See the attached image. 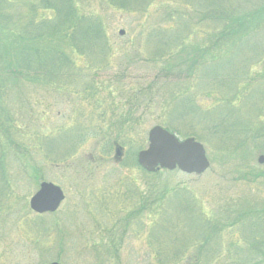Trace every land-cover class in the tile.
Wrapping results in <instances>:
<instances>
[{
  "label": "rangeland",
  "instance_id": "374dc122",
  "mask_svg": "<svg viewBox=\"0 0 264 264\" xmlns=\"http://www.w3.org/2000/svg\"><path fill=\"white\" fill-rule=\"evenodd\" d=\"M146 1L129 11L107 0H72L77 18L94 17L104 33L80 54L63 39L28 44L46 51L47 42L66 57L45 65L54 67L56 78L48 84L60 89L32 82L35 73L27 70L28 78L12 77L7 101H0L7 130L20 137L11 142L0 130V264H154V253L163 261L158 264H192L193 256L199 264H236L235 239L233 253L244 258L233 229L242 228L241 238L249 239L251 231L240 220L264 214V164L257 162L264 156V51L255 62L264 31H249L232 52L211 63L214 34L208 40L198 33L211 29L209 22L200 25L205 8L189 4L193 0ZM251 2L233 0L241 8L237 17L249 12ZM9 9L16 16L9 36L0 32V53H6L12 73L19 70L17 53L8 45L22 32L18 27L40 23L41 16L54 21L56 15L31 12L23 3ZM188 22L198 27L191 34ZM243 26L254 27L250 20ZM232 44L223 43L218 54ZM205 49H211L207 56ZM44 54L38 62L49 58ZM173 60L180 71L165 75L162 67ZM156 126L174 129L180 140L193 135L206 150L209 168L199 176L144 173L136 157ZM252 129L243 144L239 134ZM115 144L121 158H114ZM43 182L58 186L65 197L53 214L29 208ZM192 245L197 252L189 250ZM257 258L254 264H264L263 254Z\"/></svg>",
  "mask_w": 264,
  "mask_h": 264
},
{
  "label": "trees",
  "instance_id": "16d2710c",
  "mask_svg": "<svg viewBox=\"0 0 264 264\" xmlns=\"http://www.w3.org/2000/svg\"><path fill=\"white\" fill-rule=\"evenodd\" d=\"M37 1H39V5L36 3L29 4L30 5V8H29L27 0H0V32L3 34H7L8 36H9V29L7 27L11 26V22L12 20L13 21L15 20V16H16L15 15L13 17L11 15V11L9 8H13L14 10L15 7L19 5V3L25 4L26 9H29L31 12H36V13H38V11L49 12V13L53 12L56 15V18L54 21L49 20V19L45 20L43 16H41L39 19L40 23L26 22L24 25H21L18 27L19 30L22 31L21 33L13 34V35H16L14 39L15 42L14 43L9 42L8 48H12L15 46L14 50L17 53L16 54V66L19 68V70L13 69V72L10 73L11 70L8 67L9 66L8 61L6 60V63L4 61L5 58H7L6 53H0V60L2 61V64L0 65V101L4 99L7 101L6 96L8 92L11 91V89L9 90L8 85L11 82L13 83L12 77L17 75L18 78L20 79L25 78V77L28 78L30 74L32 73L28 74L29 76H26L27 70L29 71L32 70L35 73V77L31 78L32 82L42 81L44 82V85H46L47 87H55L56 90L60 89L55 85L50 86L48 84L51 81L55 82L56 78L54 76V72L51 71V70H54V67L49 71L47 70L48 68L47 69L45 68V65L47 63L54 65V62L58 59L59 56H61L64 59L66 56L63 53H61V51H59L58 46L53 49L50 47L49 43L45 42L47 44L46 46L47 50L46 51L42 50L43 51L42 52L38 48H34L31 45H28L31 42L36 41L38 43V42L45 41L46 39L50 41L52 38L57 39V41L59 39H63V41L65 40L64 42L67 43L68 46L70 47L71 52H74L77 55V54H80L85 49L86 46H88V49L89 48L92 49L95 43L97 42L99 43L104 38V33L102 32L103 30L102 24L98 22L97 19H95L94 17H90V18L78 17L77 18L76 12L73 11L75 8H72L73 7L72 0H37ZM107 1L109 2L110 5L115 6L117 9L129 10V11H131L134 6L148 3L146 0H107ZM232 3H233V0H193L192 3H189V4L197 5L199 9L200 7L205 8L204 9L205 15L203 12H201L203 16H202V19L200 20V25L205 26L206 22H209L211 29L209 31L204 30L203 32H201L203 30L202 28V30H199L198 33L202 34L203 37L208 38V40L211 39L210 38L211 33L214 34L213 38H215V40H213L210 44L213 50L212 54L210 53L211 49H205L206 56L210 53L209 58H210L211 63L217 60L218 59L217 57L224 56L227 53L232 52V50H234L236 45H238L237 39L240 37L242 38L247 35H250L251 32L249 31L253 30L252 31L253 34L251 35H258L264 31V0H252L249 8H247L249 12L244 13L243 16H240V17H237V15L239 14L241 10V8L239 7L240 4L239 6H234ZM9 4H12V5H9ZM7 5L9 6L7 7ZM26 9H23V10H26ZM138 9L140 11L144 10L142 8H138ZM241 12L243 13L245 11L243 10ZM258 14L263 17L262 21H259L258 19L255 18V16L256 17L259 16ZM234 19H237L238 21H237V24L234 25V29L232 30L234 32H232L228 29V26L230 23H232V21H234ZM249 20L252 21V24L254 27L246 30L244 29L243 24ZM200 25L198 24V26ZM193 26L195 25L192 24L191 22H188L186 24V28L189 31V34L192 33ZM238 27H241V28H238ZM197 29L198 27L196 25L195 30ZM228 40L233 41V44L228 47L226 53H223L221 55L220 53L218 54V52L223 51V47H220V46ZM19 44H22V45H19ZM256 49H257V54H259V56L255 59V62L260 57V53L262 54V51H264V49L259 48V46ZM179 50L180 49L178 48L176 51H179ZM214 50H215V54H214ZM176 51L168 52L167 55L172 56V54L174 52L176 53ZM43 53H45L44 55H47L46 57L49 56V58H46V60H43L42 62H38V55H42ZM54 54L57 57H54ZM103 54H105V52ZM171 62H172L171 64L169 63L170 65L166 64L165 67H162L164 70L163 73L165 75L171 74L172 70L174 69L179 70L177 69V67H179L180 64H175L174 60ZM33 63H37V65H35L34 68H31V65ZM6 114L7 113L0 108V130H2L4 134H6V136L11 140V142H14L15 141L13 140L14 138H20V137L14 130H11L10 128L9 130H7L8 129L7 127L8 117L6 116ZM2 117L3 118L5 117L4 119L6 121L2 120ZM259 121L260 120H258V122ZM182 123L185 126V123L184 122ZM261 123H263V121H261ZM253 129L247 130L244 132L241 131V133L239 134L241 138L239 139L243 141V144L247 143L248 139H250L249 137H251V135L250 134L247 135V134L252 132ZM212 131L214 132V128H212ZM172 132L176 134L177 136H181L180 133L176 132L174 129H172ZM186 135H188V133L185 134L184 136L185 138L193 137V135L191 136L190 135L186 136ZM245 135H247V137L243 138ZM226 155L228 156L227 153ZM62 165L67 166V164H62ZM0 172H2L1 167H0ZM162 194L163 195L165 194L164 191L162 192ZM248 217H244L242 220H240V223L244 221L247 223V229L245 230V232L251 231L249 239L247 237H245L246 239L243 238L246 240L245 241L241 238V235H243V232L241 231H244L242 228H241V231H239L238 227L236 229H233V230H238L237 237L239 238L240 247L244 251L243 253L244 258L235 257L233 253V247L235 244H237L236 239H235L234 243L232 244L233 246L231 248V259L232 257L235 258L236 260H232V261L236 264L258 263V258L255 259V256H257L260 253L264 255V214L254 219H250ZM218 235H222V232H218L217 236ZM253 235L256 237L252 239ZM203 243L206 244V242L204 241ZM202 246L204 245L202 244L200 245V250H202ZM212 246L213 248H218V246L216 245V242L213 243ZM192 249H196V252L198 250L196 246H193V245L189 250H192ZM216 252L218 253V251ZM157 256L159 255L156 253H154V256L153 254L151 256L152 260H154V264H158V262L159 263L163 262L161 258L160 257L158 258ZM213 256H215V254ZM212 258L213 260L216 259L214 257ZM192 259L196 261L192 264H199V261L196 258V256H193ZM213 260L210 259V263ZM178 261L173 260L165 264H177ZM206 264H209V263L206 262Z\"/></svg>",
  "mask_w": 264,
  "mask_h": 264
},
{
  "label": "water",
  "instance_id": "95a60500",
  "mask_svg": "<svg viewBox=\"0 0 264 264\" xmlns=\"http://www.w3.org/2000/svg\"><path fill=\"white\" fill-rule=\"evenodd\" d=\"M122 35L123 32H120ZM116 148V158L120 156ZM138 165L148 173L159 170L178 169L187 175H201L209 168L206 152L194 139L179 142L177 138L160 127L152 128L148 133V147L137 155ZM264 163V157L258 158ZM64 200L61 189L50 183H42L37 193L30 199V209L36 213L55 212Z\"/></svg>",
  "mask_w": 264,
  "mask_h": 264
},
{
  "label": "flooded vegetation",
  "instance_id": "af4514ba",
  "mask_svg": "<svg viewBox=\"0 0 264 264\" xmlns=\"http://www.w3.org/2000/svg\"><path fill=\"white\" fill-rule=\"evenodd\" d=\"M51 264V263H50Z\"/></svg>",
  "mask_w": 264,
  "mask_h": 264
}]
</instances>
